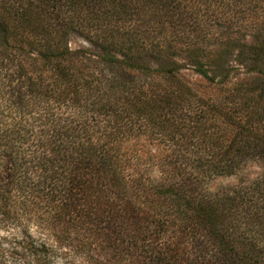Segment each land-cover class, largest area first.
Returning <instances> with one entry per match:
<instances>
[{
  "label": "trees",
  "instance_id": "1",
  "mask_svg": "<svg viewBox=\"0 0 264 264\" xmlns=\"http://www.w3.org/2000/svg\"><path fill=\"white\" fill-rule=\"evenodd\" d=\"M263 2L0 0V264H264V87L182 73L263 61Z\"/></svg>",
  "mask_w": 264,
  "mask_h": 264
},
{
  "label": "rangeland",
  "instance_id": "2",
  "mask_svg": "<svg viewBox=\"0 0 264 264\" xmlns=\"http://www.w3.org/2000/svg\"><path fill=\"white\" fill-rule=\"evenodd\" d=\"M264 4V2H263ZM264 20V15L261 14L260 18L258 20ZM254 20H246L244 21V24L247 26L243 27H235L233 28L229 33V36L237 37L241 39H245L246 41H251L252 37L256 35V32L254 29L251 28V25H253ZM249 25V28H248ZM225 29H222L220 31H224ZM234 30V31H233ZM238 30V31H235ZM226 34L228 32L226 31ZM225 35H222V39H225ZM71 47H77V46H84V47H91L88 42L78 38L73 37L70 41ZM211 48H215L216 44H213V46H209ZM218 50L220 51L223 49L222 45H219ZM230 49V48H229ZM220 53V52H219ZM221 54V53H220ZM251 51L245 50V56L238 54L236 49H231L230 53H226L225 55L221 56V60L225 61L226 66L229 68V81L224 84H216V85H208L206 81H204L201 77L194 74L189 69H184L182 73L185 75L186 78L191 79L194 84V88L196 91L202 95L209 104L213 106H217L218 108L221 107L223 104L222 102L225 101L226 97H228L232 92L235 84L237 83H245L247 86L254 87L259 85L260 87H264V60L263 61H257V62H251L249 60H244L243 57H250ZM249 98V108L255 104L256 101L260 103L258 99V93H252L248 96ZM264 103V99L262 100ZM229 105V104H228ZM239 104H230L228 107H231L230 113L235 117H238L241 115L243 119H245L246 116L245 113L249 110L247 109L244 112H239L238 110ZM226 110V109H225ZM235 110V111H234ZM251 128L255 129L256 133H261L264 135V124L261 123H253ZM233 132L236 131V128L231 129ZM230 135V134H229ZM228 137V136H226ZM262 171V167L260 163L252 162L245 169L240 176H247V177H254L258 175ZM239 175H231V176H221L217 177L214 180H212L209 184V186L212 189H216L220 187L221 185L226 184H232L235 183L238 180ZM52 241V239H51ZM75 256L73 259H75L76 262L81 264H87L86 259L83 257V255L73 253ZM57 261H60L57 259ZM62 261V260H61Z\"/></svg>",
  "mask_w": 264,
  "mask_h": 264
}]
</instances>
